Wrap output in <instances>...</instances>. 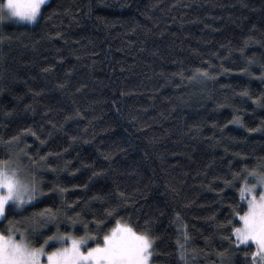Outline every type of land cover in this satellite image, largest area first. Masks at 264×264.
<instances>
[{
	"label": "trees",
	"instance_id": "obj_1",
	"mask_svg": "<svg viewBox=\"0 0 264 264\" xmlns=\"http://www.w3.org/2000/svg\"><path fill=\"white\" fill-rule=\"evenodd\" d=\"M6 18L0 160L43 192L9 219L59 210L33 246L99 239L104 220L155 237L151 264H184L186 226L188 264H249L255 246L227 237L254 183L241 170L264 164V0H46L34 22Z\"/></svg>",
	"mask_w": 264,
	"mask_h": 264
},
{
	"label": "snow or ice",
	"instance_id": "obj_2",
	"mask_svg": "<svg viewBox=\"0 0 264 264\" xmlns=\"http://www.w3.org/2000/svg\"><path fill=\"white\" fill-rule=\"evenodd\" d=\"M45 3L46 0H7L6 5L0 4V19L5 17L7 9L8 18L19 17L21 20L34 22L41 15V8ZM31 135L35 133L31 132ZM261 169H264V164L258 165L257 169L241 170L254 183L249 185L247 179H244L239 191L247 210L243 214L233 210V218H238L241 226L233 225L229 230L231 235L227 237L237 249L240 245L248 248L255 246L251 253H244L251 258L249 264H264V170ZM233 178L239 177L234 175ZM257 186L260 188L258 198L255 194ZM37 195H43V192L30 170L23 169L11 160H0V223L8 221L7 226L0 230V264H44L42 258H46V264H151L154 255H158L154 247L155 237L150 236L147 230L144 234H137L130 228L111 229L105 234L102 227L104 220L94 222V227L102 233L99 239L87 234L75 238L60 235L57 231L54 235L43 237L40 246L35 247L32 238L38 234L43 236L39 233V228L56 222L59 210L53 212L52 209H46L24 221H13L9 216L14 214V209L30 204ZM107 215L111 216L112 213L108 212ZM20 227L25 231L20 232L21 240L17 241L15 234L20 231ZM184 228L176 241V248L179 260L188 264L189 254L194 258L197 251L189 249L190 237L186 226ZM89 240H94L95 246L82 247ZM50 242H58L61 246L53 251H46ZM217 255L223 257L224 253Z\"/></svg>",
	"mask_w": 264,
	"mask_h": 264
},
{
	"label": "rangeland",
	"instance_id": "obj_3",
	"mask_svg": "<svg viewBox=\"0 0 264 264\" xmlns=\"http://www.w3.org/2000/svg\"><path fill=\"white\" fill-rule=\"evenodd\" d=\"M6 3H7V0H0V4H3V5H6ZM7 17V9H5V18ZM8 18V17H7ZM6 18V19H7ZM9 19V18H8ZM10 19H16V20H20V18L19 17H11ZM1 20H3V19H1ZM5 20V19H4ZM3 20V21H4ZM251 184H253V183H250L249 185H251ZM255 194L257 195V198L259 197V194H260V188H259V186H257L256 187V190H255ZM36 199V198H35ZM128 228H130V227H128V226H126V225H120V226H118L116 229H128ZM131 229V228H130ZM132 231L133 232H135L133 229H132ZM122 235L124 234V233H121ZM138 234V233H137ZM17 241H20L21 239H17V238H15ZM69 243H70V241H69ZM95 246V245H94ZM60 247V246H59ZM82 247H91V246H89V244H87V245H82ZM46 251H48V250H46ZM43 260H44V264H46V258H42Z\"/></svg>",
	"mask_w": 264,
	"mask_h": 264
}]
</instances>
